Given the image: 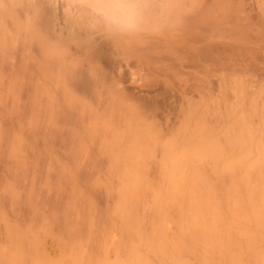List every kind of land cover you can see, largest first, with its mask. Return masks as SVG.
Listing matches in <instances>:
<instances>
[{
	"label": "bare ground",
	"instance_id": "bare-ground-1",
	"mask_svg": "<svg viewBox=\"0 0 264 264\" xmlns=\"http://www.w3.org/2000/svg\"><path fill=\"white\" fill-rule=\"evenodd\" d=\"M0 0V264H264V0Z\"/></svg>",
	"mask_w": 264,
	"mask_h": 264
},
{
	"label": "clouds",
	"instance_id": "clouds-1",
	"mask_svg": "<svg viewBox=\"0 0 264 264\" xmlns=\"http://www.w3.org/2000/svg\"><path fill=\"white\" fill-rule=\"evenodd\" d=\"M93 10L108 19L113 25L122 28H133L138 16L136 7L128 0H97Z\"/></svg>",
	"mask_w": 264,
	"mask_h": 264
}]
</instances>
